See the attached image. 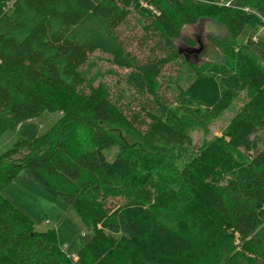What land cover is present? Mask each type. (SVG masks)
<instances>
[{
    "label": "trees",
    "instance_id": "obj_1",
    "mask_svg": "<svg viewBox=\"0 0 264 264\" xmlns=\"http://www.w3.org/2000/svg\"><path fill=\"white\" fill-rule=\"evenodd\" d=\"M222 1L0 0V140L15 136L0 155V264H264V0ZM134 13L140 54L119 32ZM205 19L232 42L209 37L220 55L174 95L166 68L193 67L175 41ZM95 53L123 71L114 87L92 74ZM242 96L222 136L195 147L184 124L208 128ZM46 114L59 118L42 133ZM19 181L93 231L77 260L60 229L37 233L3 198Z\"/></svg>",
    "mask_w": 264,
    "mask_h": 264
},
{
    "label": "rangeland",
    "instance_id": "obj_2",
    "mask_svg": "<svg viewBox=\"0 0 264 264\" xmlns=\"http://www.w3.org/2000/svg\"><path fill=\"white\" fill-rule=\"evenodd\" d=\"M222 2L227 5L243 6L241 0H223ZM139 20V15L134 13L129 17L126 25L119 30L126 47L138 54L141 52L138 39L142 35ZM212 36L226 43L232 42L227 30L209 19L201 20L194 25H186L182 29L181 36L175 41V44L181 53L182 60L193 67H179L174 64L166 68L165 74L174 81L171 85V92L174 95L181 94L192 83L195 77V68H200L204 62L211 61L216 53L220 55V51L209 40V37ZM258 36L264 37V28L259 30ZM92 59L96 63V66L92 69V74L97 71L95 74L99 76L98 82H104L112 87L117 85L119 77L112 74L111 71H118L120 75L123 71L112 66L107 55L95 53ZM120 85L125 89V102L132 101L131 92L127 90L123 83ZM244 101L245 98L242 96L237 100L233 109L216 119L208 128L195 123H185L184 129L192 138L194 146L200 147L216 137H221L223 130L242 107ZM58 118L59 115L46 114L36 122L40 131L44 133L55 124ZM109 130L118 137H124L131 143L137 144L146 152L155 153L154 147L144 143L138 135L120 128H109ZM14 142L15 136L11 135L10 132L6 133L0 140V155L10 148ZM46 149L47 147L43 146L39 153L46 151ZM2 196L31 223L37 233L47 234L60 229L65 241L63 250L68 256L74 257L76 260L78 259V251L93 236V231L84 225L73 209L35 185L22 181L15 182L4 191ZM237 245L240 247L239 241H237ZM239 250H241V247Z\"/></svg>",
    "mask_w": 264,
    "mask_h": 264
},
{
    "label": "water",
    "instance_id": "obj_3",
    "mask_svg": "<svg viewBox=\"0 0 264 264\" xmlns=\"http://www.w3.org/2000/svg\"><path fill=\"white\" fill-rule=\"evenodd\" d=\"M180 52V51H179Z\"/></svg>",
    "mask_w": 264,
    "mask_h": 264
}]
</instances>
